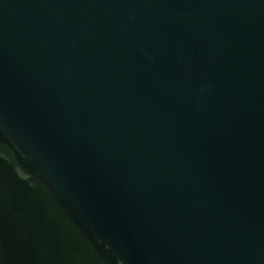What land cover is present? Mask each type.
<instances>
[{
    "label": "water",
    "instance_id": "1",
    "mask_svg": "<svg viewBox=\"0 0 264 264\" xmlns=\"http://www.w3.org/2000/svg\"><path fill=\"white\" fill-rule=\"evenodd\" d=\"M0 264H264V0H0Z\"/></svg>",
    "mask_w": 264,
    "mask_h": 264
},
{
    "label": "clouds",
    "instance_id": "2",
    "mask_svg": "<svg viewBox=\"0 0 264 264\" xmlns=\"http://www.w3.org/2000/svg\"><path fill=\"white\" fill-rule=\"evenodd\" d=\"M19 179L24 181H29L31 179V174L28 172L26 168H21V170L17 173Z\"/></svg>",
    "mask_w": 264,
    "mask_h": 264
}]
</instances>
